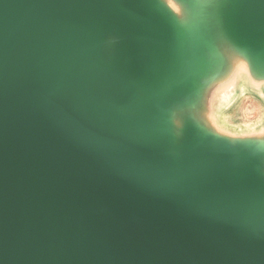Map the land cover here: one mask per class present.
<instances>
[{
    "label": "water",
    "instance_id": "1",
    "mask_svg": "<svg viewBox=\"0 0 264 264\" xmlns=\"http://www.w3.org/2000/svg\"><path fill=\"white\" fill-rule=\"evenodd\" d=\"M177 1L0 0V264H264V137L203 115L264 0Z\"/></svg>",
    "mask_w": 264,
    "mask_h": 264
},
{
    "label": "rangeland",
    "instance_id": "2",
    "mask_svg": "<svg viewBox=\"0 0 264 264\" xmlns=\"http://www.w3.org/2000/svg\"><path fill=\"white\" fill-rule=\"evenodd\" d=\"M164 2L180 17L185 15V7L182 2L177 0H164ZM231 54L232 69L241 67L245 70V61L240 57L235 59L234 57L237 56ZM213 108L218 113V122H216L225 129L223 134L240 137H264V82L247 74L237 76L235 80L224 85ZM176 123L180 127L182 118L178 117Z\"/></svg>",
    "mask_w": 264,
    "mask_h": 264
},
{
    "label": "crops",
    "instance_id": "3",
    "mask_svg": "<svg viewBox=\"0 0 264 264\" xmlns=\"http://www.w3.org/2000/svg\"><path fill=\"white\" fill-rule=\"evenodd\" d=\"M243 74H247V75L251 76L250 72L247 68V65H246L245 70H243V68H241V67L238 69H236V68L232 69V66H230V70L228 71V73L226 75L222 76L221 78H219L218 80L214 81L209 86V88L206 92V96H205V100H204L203 115H204V118H205L206 122L208 123V125L218 133L223 134L225 129L218 125V123H217L218 122L217 121L218 120V113H216L217 112L216 109L213 108L215 101L217 99V96L222 93V91L224 89V85L235 80V78L237 76H241Z\"/></svg>",
    "mask_w": 264,
    "mask_h": 264
},
{
    "label": "bare ground",
    "instance_id": "4",
    "mask_svg": "<svg viewBox=\"0 0 264 264\" xmlns=\"http://www.w3.org/2000/svg\"><path fill=\"white\" fill-rule=\"evenodd\" d=\"M190 20H191V13L188 11L185 18H184V21H185V23H188V22H190ZM106 48L109 51H112V49H113L110 44ZM258 108L260 109V107H258ZM259 118H260V116H259ZM174 120H175L174 115H172V122H174Z\"/></svg>",
    "mask_w": 264,
    "mask_h": 264
}]
</instances>
